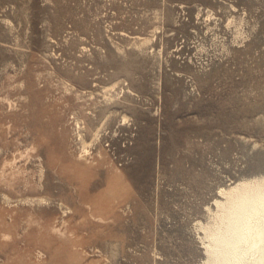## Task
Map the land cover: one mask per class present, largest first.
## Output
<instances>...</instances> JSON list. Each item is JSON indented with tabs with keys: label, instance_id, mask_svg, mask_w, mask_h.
Returning a JSON list of instances; mask_svg holds the SVG:
<instances>
[{
	"label": "rangeland",
	"instance_id": "obj_1",
	"mask_svg": "<svg viewBox=\"0 0 264 264\" xmlns=\"http://www.w3.org/2000/svg\"><path fill=\"white\" fill-rule=\"evenodd\" d=\"M259 178L264 0H0V264H206Z\"/></svg>",
	"mask_w": 264,
	"mask_h": 264
},
{
	"label": "bare ground",
	"instance_id": "obj_2",
	"mask_svg": "<svg viewBox=\"0 0 264 264\" xmlns=\"http://www.w3.org/2000/svg\"><path fill=\"white\" fill-rule=\"evenodd\" d=\"M206 232V264H264V178L239 182L221 191Z\"/></svg>",
	"mask_w": 264,
	"mask_h": 264
}]
</instances>
